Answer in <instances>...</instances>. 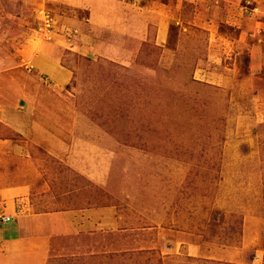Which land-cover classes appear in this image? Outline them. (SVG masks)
I'll return each instance as SVG.
<instances>
[{
    "label": "rangeland",
    "instance_id": "374dc122",
    "mask_svg": "<svg viewBox=\"0 0 264 264\" xmlns=\"http://www.w3.org/2000/svg\"><path fill=\"white\" fill-rule=\"evenodd\" d=\"M249 1L264 14V0L235 3L229 15L224 0H169L150 29L114 41L132 46L123 53L128 66L111 51L105 70L88 68L93 79L61 85L24 79L38 73L20 54L30 56L29 48L53 42L54 34L61 42L85 37L76 40L82 47L99 42V31L87 25L83 32L60 25L64 14L84 21L88 10L0 0V61H10L0 67V125H8L2 114L27 110V84L33 99L50 90V105L65 122L80 113L121 145L125 179L113 183L135 191L125 196L131 208L124 233L105 236L94 253L60 252L48 264H264V47L258 30L245 35L246 23L230 24L252 12ZM102 34V42H113ZM71 45L62 53L67 66L101 57ZM20 136L0 131V156L13 166L25 156Z\"/></svg>",
    "mask_w": 264,
    "mask_h": 264
},
{
    "label": "crops",
    "instance_id": "0c3cea01",
    "mask_svg": "<svg viewBox=\"0 0 264 264\" xmlns=\"http://www.w3.org/2000/svg\"><path fill=\"white\" fill-rule=\"evenodd\" d=\"M167 1L131 0L126 3L122 0H46V4L52 7L59 2L66 9H87L88 17L84 21L69 19L64 14L60 25L65 28L77 26L80 32H83L81 27L87 25L92 28V32L99 31V42L82 47V43L76 40L82 39L83 42L87 40L85 37L78 35L79 39L74 42L69 39L61 42L54 37L59 35L54 34L53 42L29 48L30 56L20 54L23 60H29L33 72L38 73V77H35L25 72L27 76L24 79L47 77L61 85L70 84L72 79H93L88 68L93 66L105 70L111 51L118 52L122 62L125 57L123 53L127 47L131 51L132 46L129 47L124 40L118 46L114 41L117 42L127 33L137 37L144 29H150L154 25L153 13H160V10L169 7ZM240 1L224 0V12L232 14L233 4ZM252 2L247 3L253 5ZM250 9L252 12L249 15L240 14L242 19L234 18L235 21L230 24L240 27L239 22L246 23L243 26L245 35L251 30H258L259 46L264 47V14L255 5ZM104 31L110 33L113 42L111 39L102 42ZM157 33L159 36L164 35L159 28ZM71 44H79L80 47H76L79 52L96 51L101 57L94 59L89 56L87 63V56L84 57L85 63L76 62L74 68L67 66L62 62V53H65V49H71ZM250 47L252 49L255 45ZM119 58L112 62H118ZM130 61L118 63L124 65ZM9 63L3 58L0 67ZM97 63L101 65L97 66ZM211 72L214 73L213 70ZM50 88H54V85L50 84ZM26 90L31 103H27L29 106L24 114L1 115L8 125H0V131L4 134L13 130L19 132L21 136L18 143L21 144L20 148H24L25 156L17 166L11 164L10 156H0V214L11 218L0 228V264H48L60 252L80 256L94 253L99 240L125 232L123 224L128 220L131 208L125 196L135 195V191L129 190L127 184L122 186L113 183V180L125 179L122 171L124 167L120 162L126 159L122 153L120 156L116 154V148L121 145L113 139H106L103 130L97 124L94 126L89 123L88 117L80 113L78 119L65 122L59 117L57 109L50 105L53 103L47 97L53 94L50 90V94L48 91L40 99L37 96L33 99L31 94L34 89L28 84ZM73 99L76 100L75 96ZM71 112L77 114L76 110L71 109ZM93 136L96 138L93 139ZM96 142L100 143V147ZM14 146L10 147L14 149ZM36 149H40L39 155L34 154ZM95 149H101L100 153L97 154ZM86 151L90 153L87 155ZM131 219L134 220V217Z\"/></svg>",
    "mask_w": 264,
    "mask_h": 264
},
{
    "label": "built area",
    "instance_id": "2783aa9c",
    "mask_svg": "<svg viewBox=\"0 0 264 264\" xmlns=\"http://www.w3.org/2000/svg\"><path fill=\"white\" fill-rule=\"evenodd\" d=\"M10 220H11V218L8 216L0 215V224L1 225L8 223Z\"/></svg>",
    "mask_w": 264,
    "mask_h": 264
}]
</instances>
